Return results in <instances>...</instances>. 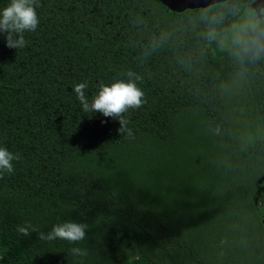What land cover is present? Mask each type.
Returning <instances> with one entry per match:
<instances>
[{
	"label": "trees",
	"instance_id": "trees-1",
	"mask_svg": "<svg viewBox=\"0 0 264 264\" xmlns=\"http://www.w3.org/2000/svg\"><path fill=\"white\" fill-rule=\"evenodd\" d=\"M199 9L39 0L24 48L0 33V146L20 157L0 176V264H264V63L239 78L191 30ZM133 16L172 34L142 64ZM127 71L144 77L146 103L124 114L133 137L73 91L86 83L91 100ZM67 221L88 226L83 241L16 231Z\"/></svg>",
	"mask_w": 264,
	"mask_h": 264
},
{
	"label": "clouds",
	"instance_id": "clouds-1",
	"mask_svg": "<svg viewBox=\"0 0 264 264\" xmlns=\"http://www.w3.org/2000/svg\"><path fill=\"white\" fill-rule=\"evenodd\" d=\"M38 6L39 0H9L5 7L0 8V33L5 34L7 47L16 50L26 46L24 33L35 31L39 24L36 12ZM130 24L132 30L146 34L148 41L137 57L141 64L172 39L170 33H151L147 21L136 16L131 18ZM189 25L192 31L199 32L205 42L215 44L218 50L227 52L239 69V78L244 79L251 67L264 63V0H206L205 6L189 20ZM179 62L182 66L191 65V60ZM126 77L109 84L98 83L91 100L85 95L86 83L75 84L73 91L84 112H99L104 117L117 119L121 125L119 131H126L129 137H133L131 129L126 128L128 121L124 114L146 103L145 93L137 84L144 77L133 71H127ZM19 159V155L0 146V176L4 173L12 174V162ZM87 227L86 224L72 221L59 222L44 233L32 223L26 222L18 225L16 231L25 237L37 232L38 239L42 241L62 240L77 244L85 239ZM70 253L87 256L88 251L74 247Z\"/></svg>",
	"mask_w": 264,
	"mask_h": 264
},
{
	"label": "water",
	"instance_id": "water-1",
	"mask_svg": "<svg viewBox=\"0 0 264 264\" xmlns=\"http://www.w3.org/2000/svg\"><path fill=\"white\" fill-rule=\"evenodd\" d=\"M162 5L172 11H181L183 9L201 8L205 6L206 0H158ZM260 224L264 229V211L260 216ZM133 254V249L131 251Z\"/></svg>",
	"mask_w": 264,
	"mask_h": 264
},
{
	"label": "rangeland",
	"instance_id": "rangeland-1",
	"mask_svg": "<svg viewBox=\"0 0 264 264\" xmlns=\"http://www.w3.org/2000/svg\"><path fill=\"white\" fill-rule=\"evenodd\" d=\"M207 50H209V48L207 47ZM210 51V50H209ZM260 204H262V203H260Z\"/></svg>",
	"mask_w": 264,
	"mask_h": 264
}]
</instances>
